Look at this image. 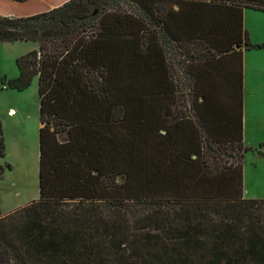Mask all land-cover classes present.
<instances>
[{
	"label": "trees",
	"instance_id": "1",
	"mask_svg": "<svg viewBox=\"0 0 264 264\" xmlns=\"http://www.w3.org/2000/svg\"><path fill=\"white\" fill-rule=\"evenodd\" d=\"M247 8L264 0H0V42L37 44L3 85L37 79L41 123L39 197L0 216V264H264Z\"/></svg>",
	"mask_w": 264,
	"mask_h": 264
},
{
	"label": "rangeland",
	"instance_id": "2",
	"mask_svg": "<svg viewBox=\"0 0 264 264\" xmlns=\"http://www.w3.org/2000/svg\"><path fill=\"white\" fill-rule=\"evenodd\" d=\"M244 25L252 44L244 54V196L264 198V148L260 146L264 142V12L247 8ZM36 46L33 42H0V116L7 146L0 163L12 166L5 169L0 179V216L39 197L38 82L35 79L23 91L3 85L4 77L18 76L17 58ZM177 54L174 67L187 98L181 108L193 116L190 84L179 62L184 56L180 50Z\"/></svg>",
	"mask_w": 264,
	"mask_h": 264
},
{
	"label": "crops",
	"instance_id": "3",
	"mask_svg": "<svg viewBox=\"0 0 264 264\" xmlns=\"http://www.w3.org/2000/svg\"><path fill=\"white\" fill-rule=\"evenodd\" d=\"M246 10V9H245ZM244 17H245V13H244ZM246 51V50H245ZM245 51H244V54H245ZM244 73H245V66H244ZM37 80V79H36ZM38 82V80H37ZM244 85H245V81H244ZM41 126V125H40Z\"/></svg>",
	"mask_w": 264,
	"mask_h": 264
},
{
	"label": "water",
	"instance_id": "4",
	"mask_svg": "<svg viewBox=\"0 0 264 264\" xmlns=\"http://www.w3.org/2000/svg\"><path fill=\"white\" fill-rule=\"evenodd\" d=\"M240 45H238L237 47H239Z\"/></svg>",
	"mask_w": 264,
	"mask_h": 264
}]
</instances>
